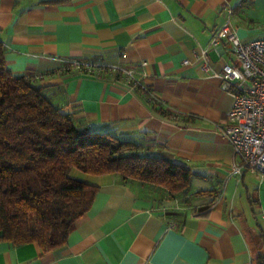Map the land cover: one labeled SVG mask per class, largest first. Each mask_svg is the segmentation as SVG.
Returning a JSON list of instances; mask_svg holds the SVG:
<instances>
[{"label": "crops", "instance_id": "1", "mask_svg": "<svg viewBox=\"0 0 264 264\" xmlns=\"http://www.w3.org/2000/svg\"><path fill=\"white\" fill-rule=\"evenodd\" d=\"M228 8L241 40L264 39V0H0L12 73H40L37 83L77 123L166 153L194 174L185 194L170 196L72 169L98 191L65 245L42 251L0 240V264H254L264 248V177L231 170L239 158L221 128L233 98L215 73L235 58L226 40L209 44ZM70 61L135 68L158 101Z\"/></svg>", "mask_w": 264, "mask_h": 264}, {"label": "trees", "instance_id": "2", "mask_svg": "<svg viewBox=\"0 0 264 264\" xmlns=\"http://www.w3.org/2000/svg\"><path fill=\"white\" fill-rule=\"evenodd\" d=\"M4 52L0 41V240L33 242L42 251L63 247L98 191L73 177L72 169L114 173L123 184L146 182L170 196L189 190L194 174L187 167L166 153H142L131 140L77 123L37 83L36 73H12ZM80 71L120 79L109 70ZM154 107L165 114L159 103ZM254 264H264V248Z\"/></svg>", "mask_w": 264, "mask_h": 264}, {"label": "built area", "instance_id": "3", "mask_svg": "<svg viewBox=\"0 0 264 264\" xmlns=\"http://www.w3.org/2000/svg\"><path fill=\"white\" fill-rule=\"evenodd\" d=\"M231 14L232 9L228 8L224 21L209 42L211 46H216L226 40L235 58L233 63H225L222 70L215 73L220 79L221 89L233 98L221 131L232 145L234 155L239 158V163L233 164L232 172L240 176L246 170L264 177V39L241 40L232 24ZM199 56L203 61L202 67L208 70L210 59L207 48H201ZM183 63L187 64L188 60ZM145 64V61L141 62V65ZM69 65L88 71L119 73V78L127 84L143 90L150 102L158 101L140 82L135 68L80 61H70ZM41 76L40 73L35 74L36 78Z\"/></svg>", "mask_w": 264, "mask_h": 264}]
</instances>
